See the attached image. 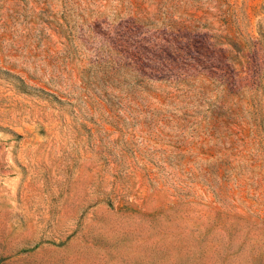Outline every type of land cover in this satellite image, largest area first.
<instances>
[{"label": "rangeland", "instance_id": "rangeland-1", "mask_svg": "<svg viewBox=\"0 0 264 264\" xmlns=\"http://www.w3.org/2000/svg\"><path fill=\"white\" fill-rule=\"evenodd\" d=\"M0 264H264V0H0Z\"/></svg>", "mask_w": 264, "mask_h": 264}]
</instances>
